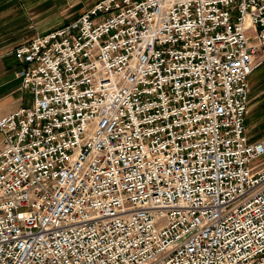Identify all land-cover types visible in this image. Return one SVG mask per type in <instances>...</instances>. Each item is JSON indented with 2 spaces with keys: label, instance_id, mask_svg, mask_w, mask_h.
<instances>
[{
  "label": "built area",
  "instance_id": "obj_1",
  "mask_svg": "<svg viewBox=\"0 0 264 264\" xmlns=\"http://www.w3.org/2000/svg\"><path fill=\"white\" fill-rule=\"evenodd\" d=\"M14 56L0 264H264V0H100Z\"/></svg>",
  "mask_w": 264,
  "mask_h": 264
},
{
  "label": "crops",
  "instance_id": "obj_2",
  "mask_svg": "<svg viewBox=\"0 0 264 264\" xmlns=\"http://www.w3.org/2000/svg\"><path fill=\"white\" fill-rule=\"evenodd\" d=\"M98 1L100 0H91L89 3L94 5ZM81 3L82 0H79L72 6L78 7ZM40 5V2L31 0H0V119L32 105V95L21 89V79L17 71L22 64L14 56V49L57 25L54 23L42 30L31 22L28 13L39 12ZM1 139L0 134V145Z\"/></svg>",
  "mask_w": 264,
  "mask_h": 264
},
{
  "label": "rangeland",
  "instance_id": "obj_3",
  "mask_svg": "<svg viewBox=\"0 0 264 264\" xmlns=\"http://www.w3.org/2000/svg\"><path fill=\"white\" fill-rule=\"evenodd\" d=\"M40 2L39 12H29L31 22L39 29H46L56 23L57 27L69 24L91 7V0H82L81 6H72L79 0H31ZM75 7V8H74ZM71 22V23H72ZM250 99L245 119V130L251 141L261 140L264 143V65L252 73L248 80ZM264 167V157L259 163Z\"/></svg>",
  "mask_w": 264,
  "mask_h": 264
}]
</instances>
